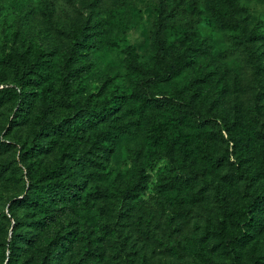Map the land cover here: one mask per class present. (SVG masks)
<instances>
[{
    "label": "rangeland",
    "instance_id": "rangeland-1",
    "mask_svg": "<svg viewBox=\"0 0 264 264\" xmlns=\"http://www.w3.org/2000/svg\"><path fill=\"white\" fill-rule=\"evenodd\" d=\"M164 2L0 0V264L9 257L39 264L47 254L53 261L60 231L73 236L66 264H264V229L250 230L238 262L213 234L223 218L218 190L243 210L255 199L264 202V0H237L239 29L223 26L225 0H192L188 16L203 43L191 65L179 76L149 82L147 99L137 100L128 48L136 47L141 63L156 64ZM115 9H124L136 24L114 49L84 48L76 64L84 78L73 79L62 97L71 44L83 30H99ZM172 42L184 47L183 38L170 36ZM38 60L49 70L35 81L20 79L11 66ZM15 90L17 99L10 100L5 93ZM160 97L198 107L183 125L156 108L153 98ZM95 100L112 114L86 125L78 110ZM196 116L219 125L199 132ZM43 125L40 152L27 154ZM248 135L259 155L236 150ZM62 163L70 166L64 179L85 185L84 196L76 205L52 207L44 224L31 167L51 173ZM235 167L249 178H228ZM252 216L264 219V208ZM15 218L20 224L12 256L3 243L11 238Z\"/></svg>",
    "mask_w": 264,
    "mask_h": 264
},
{
    "label": "trees",
    "instance_id": "trees-1",
    "mask_svg": "<svg viewBox=\"0 0 264 264\" xmlns=\"http://www.w3.org/2000/svg\"><path fill=\"white\" fill-rule=\"evenodd\" d=\"M193 6L192 0H165L159 9V17L157 21L156 32V47L157 61L153 67L141 63L138 58V53L135 46L128 48L127 69L128 73L137 78V85L132 89L131 94L137 100L147 99L149 90L146 85H151L149 82L157 83L158 80H169L184 73L191 65L194 51L203 43V39L199 31L195 29V20L188 16L190 9ZM225 11L222 13V22L225 28L239 29L243 27V18L240 16V8L237 0H225ZM179 18V19H177ZM136 23L128 18L124 9L112 10L104 21L101 23L99 30L94 32H86L83 30L76 40L71 44L69 52L65 56V69L61 78V93L65 97L69 91L73 79L84 78V73L76 67L82 56V50L86 47L95 50H110L119 46L122 37L134 27ZM88 25L85 26V29ZM174 36L183 38L184 47L176 49L174 43H169V37ZM251 38V36H249ZM249 38L246 40L248 41ZM12 68L14 73L22 80H31L47 77V73L43 70H49L45 67V61L38 60L37 62L21 61L13 62ZM252 68L259 71L260 67L253 61ZM11 100L17 99L16 90L12 93H5ZM156 108L163 110L175 116L179 123L188 124L189 115L196 111V103L192 107L188 103L178 101L168 97L153 98ZM195 109V110H194ZM78 119L86 125H91L94 122L106 120L111 114L112 109L106 103L94 101L92 105H83L78 110ZM196 121L199 125V132L206 127L218 126L216 120L196 116ZM45 123L51 124L49 119H45ZM203 127V128H202ZM46 132V126L43 125L35 135V138L29 148L27 154H38L41 150V142ZM245 145L249 146L248 149ZM7 149L9 145L5 146ZM237 151H242L246 155L251 156L257 152L254 136L248 135L244 137L243 143L237 145ZM202 158V155H199ZM210 164V163H209ZM70 170L68 164H60L51 173L45 172L41 174L39 167L33 164L31 171L37 181V186L40 188V196L35 200H40L35 206L38 210L45 213L43 223L47 224L52 207H64L66 205H76L82 198L86 186L83 184L72 185L64 179L63 176ZM238 167L229 168L227 173L228 178H234L237 174H242L248 177L245 171H241ZM249 178V177H248ZM217 201L222 211L223 218H220L217 225L213 229V234L216 238L226 246L233 262H238L240 259V249L246 246L249 242L250 230L261 231L264 229V219H253V213L258 208H264L262 199H255L250 202L249 207L242 209L238 205L231 203L227 193L217 191ZM20 221L14 219L11 238L3 243L5 252H9L12 256H16V245L14 237L19 235L18 225ZM73 236L66 231H60L53 239L57 254L55 259L51 261L50 255H44L39 264H66V254L72 247ZM19 256V255H18ZM18 257L10 258L6 264H19ZM253 264H257L254 262Z\"/></svg>",
    "mask_w": 264,
    "mask_h": 264
}]
</instances>
